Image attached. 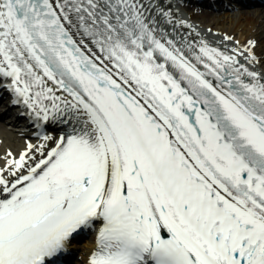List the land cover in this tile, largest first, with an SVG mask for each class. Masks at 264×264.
I'll use <instances>...</instances> for the list:
<instances>
[{"label": "snow or ice", "instance_id": "snow-or-ice-1", "mask_svg": "<svg viewBox=\"0 0 264 264\" xmlns=\"http://www.w3.org/2000/svg\"><path fill=\"white\" fill-rule=\"evenodd\" d=\"M162 23V0H0V89L43 141L0 168V264H57L85 230L88 264H264L255 41Z\"/></svg>", "mask_w": 264, "mask_h": 264}, {"label": "bare ground", "instance_id": "bare-ground-1", "mask_svg": "<svg viewBox=\"0 0 264 264\" xmlns=\"http://www.w3.org/2000/svg\"><path fill=\"white\" fill-rule=\"evenodd\" d=\"M224 0H219V2ZM226 1V0H225ZM165 6H171V0H162ZM173 11V9H172ZM198 25L206 31L202 34L198 29L187 25L179 19V26L185 29L189 39L191 38L194 44L199 46L200 42L207 43L210 47L223 50L221 44H216L212 38H210L207 32L212 33L216 38H224L226 36L232 37V40H226L229 44H234L235 47L247 46L249 41H256L259 39V46L253 50L260 63V67L264 71V9H243L236 12H202L196 16ZM182 22V23H181ZM184 25H187L184 26ZM211 30V31H209ZM238 41L237 45L235 42ZM230 53V52H229ZM244 59L243 57H241ZM247 61V60H246ZM241 63L245 64L242 60ZM246 65V64H245ZM19 129V128H17ZM22 130H10L0 124V168L6 167V159H9L7 154L12 153V156L19 158V156L27 150L29 143L34 146H38L43 141L42 139H35L32 137H21L19 132ZM52 133H54L52 135ZM57 132L52 131L49 135L55 136ZM80 247L79 256L83 260V264H88L91 254L94 252V241H88L82 245L75 243L73 248Z\"/></svg>", "mask_w": 264, "mask_h": 264}, {"label": "rangeland", "instance_id": "rangeland-1", "mask_svg": "<svg viewBox=\"0 0 264 264\" xmlns=\"http://www.w3.org/2000/svg\"><path fill=\"white\" fill-rule=\"evenodd\" d=\"M256 43H257V48H258V46H259V39L256 41Z\"/></svg>", "mask_w": 264, "mask_h": 264}]
</instances>
